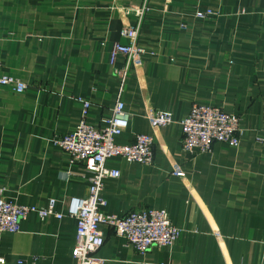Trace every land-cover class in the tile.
Returning <instances> with one entry per match:
<instances>
[{"label":"crops","instance_id":"1","mask_svg":"<svg viewBox=\"0 0 264 264\" xmlns=\"http://www.w3.org/2000/svg\"><path fill=\"white\" fill-rule=\"evenodd\" d=\"M212 7L217 14L197 17ZM140 22L145 53L114 63L120 30ZM0 187L9 199L44 206L56 199L63 218L30 213L17 232H0L6 264H75L72 197L87 194L83 163L52 142L83 118L96 128L120 93L131 113L116 140L154 138L150 164L116 156L107 166L104 212L164 208L181 229L170 246L140 253L107 224L96 257L104 264H264V0H0ZM194 103L241 117L240 142L183 149L180 120ZM155 110L174 121L154 127ZM184 171L177 176L174 170ZM23 260V263H18Z\"/></svg>","mask_w":264,"mask_h":264},{"label":"built area","instance_id":"2","mask_svg":"<svg viewBox=\"0 0 264 264\" xmlns=\"http://www.w3.org/2000/svg\"><path fill=\"white\" fill-rule=\"evenodd\" d=\"M217 14L212 7L197 10V17H210ZM140 22L124 26L120 35L125 41L114 42L110 50V60L114 63L123 55L131 62L145 53L138 45ZM0 84L11 86L17 92H23L28 84L14 76H0ZM90 106L84 102L83 118L73 132L57 135L52 142L62 147L72 162L83 163L87 172V194L72 197L67 215L76 218V240L72 255L75 264H104L103 258L96 257V251L104 244L101 224L109 225L124 237L127 243L140 253H146L153 246H170L179 237L181 229L171 220L166 209L138 208L125 215L107 213L103 208L107 204L103 191L106 178H117L121 175L118 168L107 166L111 157L121 156L129 160L150 164L154 159V138L151 134L139 133L134 141L120 143L116 138L128 128L131 113L125 108L120 93L113 107L110 118L104 120V126L96 128L86 122L85 116ZM174 121L171 112L155 110L150 116L154 127L165 126ZM241 117L228 112L219 106L194 103L190 112L180 120L183 130L182 145L186 151L195 148L201 152L211 151L214 143L225 142L238 145L240 142ZM177 176L185 172L174 170ZM35 212L42 219L55 216L63 218L64 213L56 209V199L49 200L47 205L20 204L6 195L0 187V232H17L27 216ZM6 258L0 255V264H6ZM18 263H23L19 260ZM143 264H164L146 261Z\"/></svg>","mask_w":264,"mask_h":264}]
</instances>
